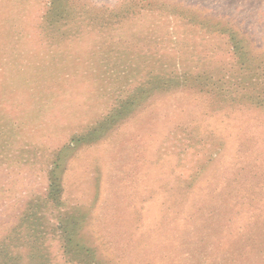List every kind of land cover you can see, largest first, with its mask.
<instances>
[{
	"label": "rangeland",
	"instance_id": "1",
	"mask_svg": "<svg viewBox=\"0 0 264 264\" xmlns=\"http://www.w3.org/2000/svg\"><path fill=\"white\" fill-rule=\"evenodd\" d=\"M54 1L0 0V264H264V0Z\"/></svg>",
	"mask_w": 264,
	"mask_h": 264
},
{
	"label": "trees",
	"instance_id": "2",
	"mask_svg": "<svg viewBox=\"0 0 264 264\" xmlns=\"http://www.w3.org/2000/svg\"><path fill=\"white\" fill-rule=\"evenodd\" d=\"M58 0H55L54 1V3H53V5H52V7H51V9L48 11V14H47V16H49V15H51V14H53L54 12V14L56 15V16H58V14H59V12H56L57 11V3L59 2H57ZM33 2H34V0H31V2H29V3H27L29 6L31 5V4H33ZM19 6H22L23 7V10H24V7H25V5L24 4H19ZM29 6H27V7H29ZM30 8V7H29ZM15 16H17V17H19L20 19H21V21H22V18H21V14H20V12L19 11H15ZM26 20V19H25ZM24 20V21H25ZM51 22V21H50ZM50 22H47L48 23V25H49V23ZM38 29H40V26H39V28ZM44 30V27H43V29H42V31ZM41 31V32H42ZM41 35H43V34H39V36L41 37ZM44 36V35H43ZM29 37H30V35H28V34H26V37H24L23 38V40H25V41H28L29 40ZM199 79V78H198ZM18 262H19V260H18Z\"/></svg>",
	"mask_w": 264,
	"mask_h": 264
}]
</instances>
